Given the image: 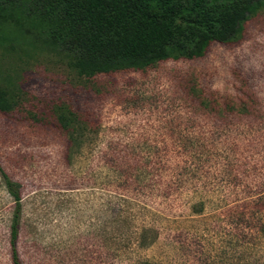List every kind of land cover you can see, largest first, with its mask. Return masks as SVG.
<instances>
[{"label": "rangeland", "instance_id": "obj_1", "mask_svg": "<svg viewBox=\"0 0 264 264\" xmlns=\"http://www.w3.org/2000/svg\"><path fill=\"white\" fill-rule=\"evenodd\" d=\"M0 64L20 89L0 112V167L21 186L24 264H264V10L234 43L141 71ZM63 103L97 133L68 162ZM13 211L0 175V264ZM146 228L157 239L136 249Z\"/></svg>", "mask_w": 264, "mask_h": 264}, {"label": "trees", "instance_id": "obj_2", "mask_svg": "<svg viewBox=\"0 0 264 264\" xmlns=\"http://www.w3.org/2000/svg\"><path fill=\"white\" fill-rule=\"evenodd\" d=\"M261 10L264 0H0V56L20 62L47 56L87 80L141 71L165 61L200 58L212 43L238 41L246 22ZM15 70L0 64L1 113L19 103ZM52 116L68 139L67 162L83 140L97 135L68 104L56 105ZM0 175L14 202L11 264H24L17 251L21 186L1 167ZM156 239L157 230L146 228L136 249H148ZM134 264L153 263L138 258Z\"/></svg>", "mask_w": 264, "mask_h": 264}]
</instances>
